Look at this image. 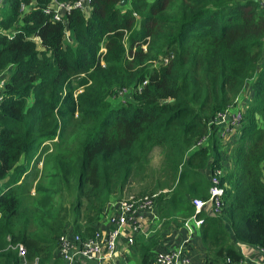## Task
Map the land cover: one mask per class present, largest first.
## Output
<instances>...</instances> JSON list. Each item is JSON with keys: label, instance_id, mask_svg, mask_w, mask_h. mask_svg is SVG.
<instances>
[{"label": "trees", "instance_id": "1", "mask_svg": "<svg viewBox=\"0 0 264 264\" xmlns=\"http://www.w3.org/2000/svg\"><path fill=\"white\" fill-rule=\"evenodd\" d=\"M50 1L0 5V264H49L64 232L93 236L111 198L155 195V232L181 229L215 170L220 213L196 214L192 234L201 264H255L237 244L264 259L257 0H87L85 13L54 0L71 6L59 21L44 12ZM237 98L241 122L221 140L210 122ZM157 243H136L140 264H154Z\"/></svg>", "mask_w": 264, "mask_h": 264}, {"label": "built area", "instance_id": "2", "mask_svg": "<svg viewBox=\"0 0 264 264\" xmlns=\"http://www.w3.org/2000/svg\"><path fill=\"white\" fill-rule=\"evenodd\" d=\"M2 0H0L1 5ZM258 7L264 11V0H257ZM82 12L88 11L87 0H77L73 6ZM71 8L68 4L57 3L51 0L45 13L50 10L52 20L59 21L63 15ZM28 7L21 6L20 10L25 11ZM0 34H2L0 32ZM11 32L7 31V38L11 37ZM2 75V74H1ZM6 82V77L0 76V89ZM1 98V96H0ZM246 102L235 99L233 105L218 114L210 125L218 128V136L221 140L229 139L234 135L239 126ZM204 144V141L196 146ZM218 170L213 171L208 176L209 188L206 200H191L194 213L184 221L182 228L187 232L189 238L195 229L201 224L200 219H196V214L203 213L206 216H216L220 213L224 185H219ZM155 195L133 200L131 197L118 200L114 199L105 204L108 208L106 215L109 229L106 231H96L92 237L82 239L73 234L70 230L64 232L57 241V254L61 261L72 263L75 261L88 262L93 264L111 263L119 251V244L122 241L126 246H132L135 239L146 238L151 235L158 226V219L154 212ZM123 249V246H121ZM154 264H191L182 245H178L172 250L156 251L153 253ZM264 264V263H258Z\"/></svg>", "mask_w": 264, "mask_h": 264}, {"label": "crops", "instance_id": "3", "mask_svg": "<svg viewBox=\"0 0 264 264\" xmlns=\"http://www.w3.org/2000/svg\"><path fill=\"white\" fill-rule=\"evenodd\" d=\"M108 214L107 205L104 206L102 214L96 224L93 226L96 231H106L109 229L106 215ZM197 230V229H195ZM153 232L151 235L147 236L148 240L157 239V245L152 249V254L156 251H168L172 250L176 246H183L186 255L189 257L191 264H201L203 259L202 251L199 248V243L195 237L192 235L188 238L187 233L184 229H172L167 228V230L160 231L155 234ZM144 237L136 238L132 246H126L122 241L119 244L118 252L111 263L106 264H140L139 260V248L136 243H142ZM137 240V241H136ZM121 246H124L122 249ZM237 249L241 252L244 261L251 263H264L263 255L260 251L255 248L244 246L242 244H237ZM49 264H93L82 261H75L72 263H66L60 260L57 251L54 252V257Z\"/></svg>", "mask_w": 264, "mask_h": 264}, {"label": "rangeland", "instance_id": "4", "mask_svg": "<svg viewBox=\"0 0 264 264\" xmlns=\"http://www.w3.org/2000/svg\"><path fill=\"white\" fill-rule=\"evenodd\" d=\"M120 2H121V1H120ZM124 4H126V2H125ZM66 39H67V35H66ZM35 43H37V42H35ZM37 47H38V46H37ZM101 50H102V49H101ZM1 76H3V73H2ZM249 86H250L249 84H246V86L244 87L245 89H244L243 92L246 93V91H249V90H250V89H249ZM119 98L124 99V95H121ZM60 143H61V142H60ZM43 145H48L49 149L52 148V146H50V144H49L48 142H45ZM66 147H67V144L64 145V148H66ZM48 152L50 153V151H48ZM227 152H228V150H227V148H225V149H224V152H223V156H224L225 154H227ZM149 159H150V165H151V167H156L157 164H158V159H159V153H158V150H157V149L152 151V153H151ZM40 160H41V159H40ZM70 166H71V162H70L69 168H70ZM35 169H36L35 171H37V174H38V175L36 176V179H38V178L40 177V174H41L40 170L42 169L41 161H39V162L35 165ZM42 170H43V169H42ZM35 182H40L42 185H45L46 187L49 186L48 181H38V180H36ZM51 185H52V184H51ZM51 185H50V186H51ZM133 187H135V186H133ZM31 192H32V191H31ZM134 192H136L135 188L132 190V193H134ZM114 199H118V200L120 201V200H122V199H126V198H111V199H109L107 202H109V201H111V200H114ZM49 210L52 211V207H50ZM184 231H185V230H184ZM185 233H187V232L185 231ZM123 248H124V246H123Z\"/></svg>", "mask_w": 264, "mask_h": 264}, {"label": "water", "instance_id": "5", "mask_svg": "<svg viewBox=\"0 0 264 264\" xmlns=\"http://www.w3.org/2000/svg\"><path fill=\"white\" fill-rule=\"evenodd\" d=\"M121 2H120V4L121 5H124V3L126 2V0H120Z\"/></svg>", "mask_w": 264, "mask_h": 264}, {"label": "clouds", "instance_id": "6", "mask_svg": "<svg viewBox=\"0 0 264 264\" xmlns=\"http://www.w3.org/2000/svg\"><path fill=\"white\" fill-rule=\"evenodd\" d=\"M105 206V205H104ZM104 208V207H103ZM103 210V209H102ZM101 214H102V212H101ZM101 216V215H100Z\"/></svg>", "mask_w": 264, "mask_h": 264}]
</instances>
